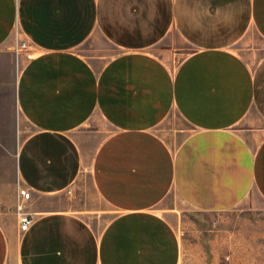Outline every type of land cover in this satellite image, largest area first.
Instances as JSON below:
<instances>
[{
    "label": "crops",
    "instance_id": "0c3cea01",
    "mask_svg": "<svg viewBox=\"0 0 264 264\" xmlns=\"http://www.w3.org/2000/svg\"><path fill=\"white\" fill-rule=\"evenodd\" d=\"M5 92L29 132L0 151V264H181L170 197L264 208V0H0ZM86 171L100 228L66 196Z\"/></svg>",
    "mask_w": 264,
    "mask_h": 264
},
{
    "label": "rangeland",
    "instance_id": "374dc122",
    "mask_svg": "<svg viewBox=\"0 0 264 264\" xmlns=\"http://www.w3.org/2000/svg\"><path fill=\"white\" fill-rule=\"evenodd\" d=\"M12 51L16 55H25L30 53V45L16 37ZM22 62L19 61V66ZM1 107L0 135L4 139H0V151L6 154L15 150L29 127L20 122V132L15 136L11 121L14 117L15 122L17 115L10 92L2 93ZM176 117L173 115L159 128L169 140L171 130L178 126ZM66 196L72 208L89 210L84 215L99 228L113 214L96 198L88 171L80 181V189L76 192L71 187ZM162 207L168 210L165 213L179 234L181 264H222L225 257H229V264H264V208L258 210L244 203L223 213H202L185 206L174 196Z\"/></svg>",
    "mask_w": 264,
    "mask_h": 264
},
{
    "label": "built area",
    "instance_id": "2783aa9c",
    "mask_svg": "<svg viewBox=\"0 0 264 264\" xmlns=\"http://www.w3.org/2000/svg\"><path fill=\"white\" fill-rule=\"evenodd\" d=\"M19 196L23 201H29L31 199V193L27 189L20 188ZM18 224L21 231L27 230L30 224L33 222L32 216L28 213L22 212V210L18 209ZM222 264H229V257H225Z\"/></svg>",
    "mask_w": 264,
    "mask_h": 264
}]
</instances>
